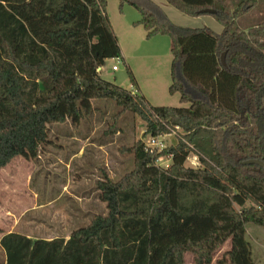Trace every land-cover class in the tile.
<instances>
[{"label":"trees","instance_id":"1","mask_svg":"<svg viewBox=\"0 0 264 264\" xmlns=\"http://www.w3.org/2000/svg\"><path fill=\"white\" fill-rule=\"evenodd\" d=\"M165 1L187 15L214 9L223 25L220 33L185 28L141 0H119L138 10L133 25L146 38H170L168 92L179 94V107L152 105L100 77L105 59L121 57L106 0H0V169L15 157L37 160L51 125L78 126L92 100L118 109L106 135L129 112L143 121V136L178 137L152 152L141 139L126 145L132 167L117 180L102 172L94 186L105 212L66 239L6 233L0 264H185L186 253L191 264H211L227 240L216 263L259 264L245 236L249 224L264 229V170L243 162H264V0ZM192 154L198 165L186 166Z\"/></svg>","mask_w":264,"mask_h":264},{"label":"rangeland","instance_id":"2","mask_svg":"<svg viewBox=\"0 0 264 264\" xmlns=\"http://www.w3.org/2000/svg\"><path fill=\"white\" fill-rule=\"evenodd\" d=\"M141 3L160 18L181 27L208 28L214 33L223 30L215 14L187 15L165 0H141ZM105 9L121 57L105 59L99 70L100 77L142 94L152 105L185 106L178 93L168 92L172 83L170 38L161 34L146 38L145 30L133 25L140 19V13L127 3L119 8V0H106ZM251 16L252 13H247L235 20V24L243 27ZM113 66L117 68L115 71ZM127 69L136 86L130 82ZM92 102L95 110L78 126L71 125L69 120L51 125L49 139L52 141L37 160L15 157L0 169V235L12 229L42 237L64 236L71 228L87 223L93 215L105 212L95 183L101 179L102 172L113 180L119 179L132 167L131 155L122 149L137 139L147 142L149 136L142 134L143 121L129 112L118 118L121 130L106 135L104 131L112 120L111 115L118 109L109 100ZM163 136L166 147L174 145L178 138L175 132ZM192 155L186 166L193 167ZM169 163L166 159L159 161L162 166ZM36 202L40 207H36ZM245 237L254 260L264 264V229L249 224ZM229 248L227 240L213 254L211 264H218L216 260ZM184 260L185 264H191L190 254L186 253Z\"/></svg>","mask_w":264,"mask_h":264},{"label":"built area","instance_id":"3","mask_svg":"<svg viewBox=\"0 0 264 264\" xmlns=\"http://www.w3.org/2000/svg\"><path fill=\"white\" fill-rule=\"evenodd\" d=\"M116 69H117L116 66L112 67V71H115ZM169 132L170 131H166L165 133H163L161 135H156L155 137H149L148 141L144 142L146 150H148L149 152H152V151H155V149L159 150V149L165 148L166 146L164 145V141H163L164 136L163 135H166ZM173 132H171V133H173ZM189 159H191V158H188V160ZM190 162H191L192 166H197L198 165L197 155L193 154L192 155V161H190Z\"/></svg>","mask_w":264,"mask_h":264},{"label":"crops","instance_id":"4","mask_svg":"<svg viewBox=\"0 0 264 264\" xmlns=\"http://www.w3.org/2000/svg\"><path fill=\"white\" fill-rule=\"evenodd\" d=\"M146 99V98H145ZM151 104V103H150ZM36 207L38 208V207H40V205L38 204V202H36ZM87 216V215H86ZM90 220V219H89ZM14 223H18L17 222V220H15L14 221ZM79 227V226H78ZM74 228H77V226L76 227H74ZM73 228V229H74ZM72 229V228H71ZM70 229V231L69 232H67L64 236H54V237H63V238H67L68 237V235L70 234V232L72 231ZM11 231H13L12 229H11ZM11 231H8L7 233H10ZM16 232H18V233H21V234H24V235H26L27 237H31V238H34V239H36V238H44V239H48V238H54V237H51V236H48V237H42V236H38V235H35V234H31V233H28V232H19V231H16ZM4 234H6V233H4ZM4 234H1L0 235V238L4 235ZM3 258H4V250H2V248L0 247V261H2L3 260Z\"/></svg>","mask_w":264,"mask_h":264},{"label":"water","instance_id":"5","mask_svg":"<svg viewBox=\"0 0 264 264\" xmlns=\"http://www.w3.org/2000/svg\"><path fill=\"white\" fill-rule=\"evenodd\" d=\"M198 13L199 14H207V13L215 14L216 11L214 9L207 8V9L199 10ZM224 56H225V53H222L221 58H220V61L222 62L223 65H225ZM247 163L256 164L264 170V162H262L261 160L247 159V161L243 162V164H247Z\"/></svg>","mask_w":264,"mask_h":264}]
</instances>
